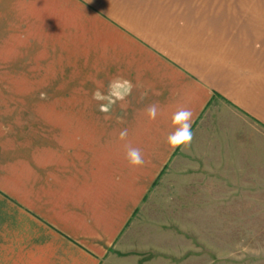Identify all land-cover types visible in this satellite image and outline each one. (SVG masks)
<instances>
[{"label": "crops", "instance_id": "obj_1", "mask_svg": "<svg viewBox=\"0 0 264 264\" xmlns=\"http://www.w3.org/2000/svg\"><path fill=\"white\" fill-rule=\"evenodd\" d=\"M58 61L82 65L81 87L47 93L64 120L25 135L23 87L8 81L24 79L27 62ZM114 78L132 93L110 108L121 115L112 130L99 119L90 138L86 97ZM0 80V264H139L142 250H121L122 239L168 170H223L264 191V0H0ZM180 106L194 113V137L171 151ZM125 128L142 167L125 159Z\"/></svg>", "mask_w": 264, "mask_h": 264}, {"label": "rangeland", "instance_id": "obj_2", "mask_svg": "<svg viewBox=\"0 0 264 264\" xmlns=\"http://www.w3.org/2000/svg\"><path fill=\"white\" fill-rule=\"evenodd\" d=\"M23 67L24 79L8 83L9 87H23L24 104L16 96H8V102L23 104L24 133L31 135L37 120H52L55 114L58 121L64 120V112L49 110L48 94L65 86L80 88V79L73 77L80 75L82 65L27 62ZM4 84L0 80V89ZM86 98V134L95 135L99 119L111 131L113 119L119 120L120 113L98 111L96 99L92 95ZM219 171L197 177L177 175L175 169L165 172L127 225L124 237L133 239H122L121 250H142L139 264H264V191L241 190L242 177ZM256 179L254 176L250 184L257 183Z\"/></svg>", "mask_w": 264, "mask_h": 264}, {"label": "clouds", "instance_id": "obj_3", "mask_svg": "<svg viewBox=\"0 0 264 264\" xmlns=\"http://www.w3.org/2000/svg\"><path fill=\"white\" fill-rule=\"evenodd\" d=\"M103 87L102 84L98 85V88ZM133 83L130 80L123 78H114L109 84V91L106 95L102 94L99 90L94 93L93 98L100 101L106 100L107 103L101 104L100 110L102 112H109L110 107L117 102H121V106L126 101V98L131 95L133 90ZM147 118L150 122H155L158 115H160V109L158 104H150L145 109ZM194 113L191 109L184 106H180L172 115L171 125L174 130L170 132L166 137V143L171 151L181 149L186 151L190 149L194 133L192 132V122ZM128 130L122 129L118 134L120 141H125V159L129 165L133 168L142 167L145 164L142 150L139 147H135L131 142H127Z\"/></svg>", "mask_w": 264, "mask_h": 264}]
</instances>
